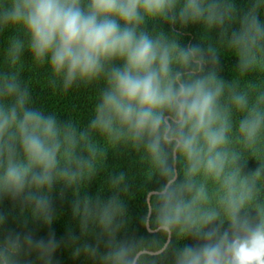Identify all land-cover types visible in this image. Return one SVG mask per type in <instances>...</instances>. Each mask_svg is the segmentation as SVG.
<instances>
[{
    "label": "clouds",
    "instance_id": "9594fccd",
    "mask_svg": "<svg viewBox=\"0 0 264 264\" xmlns=\"http://www.w3.org/2000/svg\"><path fill=\"white\" fill-rule=\"evenodd\" d=\"M248 3L241 11L235 0H0V33L12 32L0 57V198L50 225L54 185L74 189L82 232L106 238L103 253L84 244L77 254H99L102 264H264V0ZM193 25L203 35L185 45ZM221 49L237 60L228 82ZM25 52L47 65L52 88L96 89L87 124L35 106L21 75ZM118 148L158 177L142 219L149 239H117L124 172L110 177L107 201L79 197ZM247 156L259 167L244 174ZM173 238L199 242L177 247ZM57 246L54 235L10 234L0 264H20L24 249L51 264Z\"/></svg>",
    "mask_w": 264,
    "mask_h": 264
},
{
    "label": "trees",
    "instance_id": "16d2710c",
    "mask_svg": "<svg viewBox=\"0 0 264 264\" xmlns=\"http://www.w3.org/2000/svg\"><path fill=\"white\" fill-rule=\"evenodd\" d=\"M236 6L243 11L249 7L248 0H235ZM151 27V25L149 26ZM167 31V26H165ZM12 35L11 30L0 33V57L7 46V40ZM203 35L201 27L193 25L184 30L181 37L185 45L198 43ZM213 42L216 40V33H211ZM236 58L221 49L220 64L218 66L219 75L226 81H231L236 71ZM2 66V60H0ZM22 78L29 85L35 106L43 108L45 111L55 113L61 120L69 119L77 122L81 126L87 124L91 118L93 106L96 101L97 91L93 87L73 88L68 92L52 88L48 83L47 65L36 66L33 64L30 55L25 52L23 56ZM248 80H258L260 77L252 73ZM259 167L258 161L251 156L242 164L244 174L254 172ZM124 172L126 174L127 191L122 193V198L126 205V225L117 235V239L145 238L149 239L150 234L142 225L145 215V207L148 193L155 190L158 185V177L149 178L146 175V165L140 162L138 155L128 149L118 148L107 153L101 168L93 179L88 182L79 192V197H91L93 200L99 198L101 201L113 194L110 190L109 179L113 174ZM52 209L54 214L53 222L50 225L35 220L29 209L19 200H13L7 196L0 198V215L6 219L0 224V241L10 234H19L21 238L31 235L34 241L47 240L51 235L55 236L57 248L52 255L51 264H102L99 254L92 257L83 251L77 254V249L84 244L97 247L99 253L105 250L106 238L102 237L98 230L89 229L82 232L80 219L73 215V201L77 198L74 189L65 188L62 184L54 185L51 194ZM225 228L227 225L224 226ZM196 239L173 243L177 247L186 244L195 245ZM20 264H43L38 258L35 250L24 249L20 255ZM169 257L168 264H170Z\"/></svg>",
    "mask_w": 264,
    "mask_h": 264
}]
</instances>
